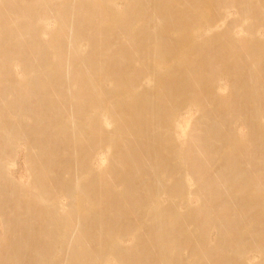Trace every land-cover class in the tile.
Here are the masks:
<instances>
[{"label":"bare ground","instance_id":"1","mask_svg":"<svg viewBox=\"0 0 264 264\" xmlns=\"http://www.w3.org/2000/svg\"><path fill=\"white\" fill-rule=\"evenodd\" d=\"M0 264H264V0H0Z\"/></svg>","mask_w":264,"mask_h":264},{"label":"rangeland","instance_id":"2","mask_svg":"<svg viewBox=\"0 0 264 264\" xmlns=\"http://www.w3.org/2000/svg\"><path fill=\"white\" fill-rule=\"evenodd\" d=\"M22 166V165H21ZM21 166H19L20 167V169H21Z\"/></svg>","mask_w":264,"mask_h":264}]
</instances>
